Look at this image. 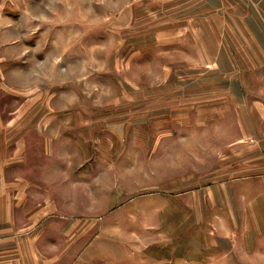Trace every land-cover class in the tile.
<instances>
[{
	"label": "rangeland",
	"instance_id": "1",
	"mask_svg": "<svg viewBox=\"0 0 264 264\" xmlns=\"http://www.w3.org/2000/svg\"><path fill=\"white\" fill-rule=\"evenodd\" d=\"M76 1L67 8L61 0H0V108L9 113L32 98L40 104L50 93L56 109L99 113L95 179L101 190L115 187V196L82 199L86 209L100 207L101 230L77 264H188L190 252L204 261L210 240L189 227L209 223L224 205L222 193L215 198L203 189L224 181V112L236 108L224 102L220 85L213 95L189 93L210 88L194 79L222 72L204 75L202 39L191 46L192 39L173 36L181 23L146 21L139 0L131 2L132 14L120 7L115 22L118 6H80L86 15L111 18L76 23L89 27L88 38L71 36L76 31L46 38L44 21L31 28L30 16H72ZM64 47L70 52L62 57ZM188 163L191 172L180 173Z\"/></svg>",
	"mask_w": 264,
	"mask_h": 264
},
{
	"label": "crops",
	"instance_id": "2",
	"mask_svg": "<svg viewBox=\"0 0 264 264\" xmlns=\"http://www.w3.org/2000/svg\"><path fill=\"white\" fill-rule=\"evenodd\" d=\"M139 1L146 21L181 23L173 36L192 39L191 46L196 47L194 39H202L204 49L198 52L205 55L198 59V68L204 75L222 72L219 78L194 79L196 86L210 88L189 94L213 95L212 87L220 85L224 102L236 108L224 112V160L218 170L224 181L203 189L215 198L222 193L224 205L215 207L218 211L209 223L189 227L205 230L210 241L204 261L191 252L186 261L264 264V0ZM131 2L77 0L72 16L52 13L30 16L29 21L34 23L31 28L44 21L46 38L65 39L74 31L71 36L88 38L89 27L76 23L115 22L122 6L132 14ZM85 4L118 7L114 16L102 18L81 12ZM61 5L67 7L69 0H61ZM65 49L62 57L70 52ZM45 96L43 103L28 99L9 113L0 108V264H77L101 230L100 207L92 203L86 209L82 199L115 196V187L101 190L95 179L101 134L94 130V118L99 113L56 109L53 96ZM190 165L179 172L190 173ZM187 176L189 182L197 181Z\"/></svg>",
	"mask_w": 264,
	"mask_h": 264
},
{
	"label": "built area",
	"instance_id": "3",
	"mask_svg": "<svg viewBox=\"0 0 264 264\" xmlns=\"http://www.w3.org/2000/svg\"><path fill=\"white\" fill-rule=\"evenodd\" d=\"M133 1H136V0H133Z\"/></svg>",
	"mask_w": 264,
	"mask_h": 264
}]
</instances>
